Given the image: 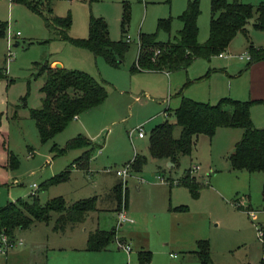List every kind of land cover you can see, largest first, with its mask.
I'll use <instances>...</instances> for the list:
<instances>
[{"label":"rangeland","instance_id":"rangeland-1","mask_svg":"<svg viewBox=\"0 0 264 264\" xmlns=\"http://www.w3.org/2000/svg\"><path fill=\"white\" fill-rule=\"evenodd\" d=\"M187 1L53 0V13L71 14L68 34L72 37L87 35L88 26L85 35L72 32L86 24L90 14L104 18L112 39L122 37L124 40L127 34L130 36L122 60L112 64L102 54H94L90 49L58 36L47 27L43 15L25 2L0 0V96H5L11 104L8 133L0 128L3 133L0 134V152L3 147L4 151L9 149V177L0 176V183L10 190V199L30 200L32 182L37 185L33 190L41 202L56 195H62L67 202L99 192L105 196L106 190L99 180L103 174L101 169L112 170L107 172L109 176L120 178L125 184L126 180L114 170L123 167L135 151L148 156L142 171L125 177L128 178V202L124 207L131 222L118 223L117 213L112 210H99L94 215L101 228L114 226L118 234L130 239L127 243L129 251L117 248V240H123L115 234V240L109 244L111 249L90 253L91 264L96 261L100 264H140L138 250L142 247L149 250V259L145 262L152 264H202L192 251L199 238L207 239L215 264H260L263 256L264 243L257 228L264 223V170L234 169L227 158L242 136V127L220 126L211 136L201 133L193 151L180 155L170 171L155 169L154 160L145 149L150 128L164 119V110L173 112L179 104L180 89L184 95L192 93L193 99L215 102L221 95L233 96L238 87L242 86L244 90L247 85L246 75L239 72L247 61L238 59L247 51V39L242 32H238L222 50L230 53L226 57L220 58L217 54L198 56L186 69L179 68L170 73L131 69L137 55L139 32H157L161 40L175 39L182 25L179 13ZM242 1L253 6L264 4V0ZM198 4L197 39L204 42L209 35L210 0H198ZM256 16L254 11L246 23L248 38L255 46H263L264 29L253 25ZM160 17L170 19L169 28H158ZM52 58H57L64 68L84 70L101 80L107 94L102 102L73 117L53 137L42 141L28 112L41 104L40 86L44 75L37 73V65L50 61L54 67ZM257 113L264 117V109H258ZM168 119H173L172 113ZM139 125L143 126L145 136L130 137L129 131ZM179 130L176 126L175 136ZM78 134L89 137L94 143L85 168L71 165L84 147L54 153L55 147L61 149L68 139ZM195 165L198 167L192 169ZM66 167H70L67 179L43 187L48 177ZM87 167L92 169L91 174ZM187 168L202 183L196 196L186 185L173 181L180 179ZM158 174L161 177H157ZM12 175L18 182L11 181ZM104 199L98 204H103ZM237 201L241 203L239 208L235 204ZM181 203L186 207L174 210L173 207ZM245 208H251L256 216ZM52 215L48 222L37 221L39 225L23 229L16 236L23 239V244L15 238L14 246L7 251L28 245L31 238L54 235L55 212ZM32 255L24 252L19 260L25 259V264H30ZM4 256L5 252L0 251V261L5 259ZM14 264H20V261Z\"/></svg>","mask_w":264,"mask_h":264},{"label":"trees","instance_id":"trees-1","mask_svg":"<svg viewBox=\"0 0 264 264\" xmlns=\"http://www.w3.org/2000/svg\"><path fill=\"white\" fill-rule=\"evenodd\" d=\"M20 1L41 13L47 27L58 36L82 45L94 54H102L112 64H118L122 60L130 40H123L122 37L112 39L102 16L90 14L87 35L72 37L68 34L72 22L71 14L68 12L60 16L53 13V0ZM210 8L209 35L204 42H199L197 39L198 0H188L184 9L179 13L182 25L175 39L161 40L157 37V32H139L137 55L131 69L166 71L186 69L195 57H210L226 49L238 32H242L247 39L246 49L251 55L247 65L264 59V50L249 40L246 29V23L254 11L257 16L253 25L264 29V4L253 6L242 0H210ZM125 16L124 13L123 21ZM169 24V18L160 17L158 19V28H169ZM124 31L123 27L122 33ZM37 66V73L44 75V81L40 86L41 104L30 108L28 113L34 120L42 141L53 137L75 115L99 104L106 97L105 84L84 70L67 69L63 66L53 67L50 61L38 63ZM260 101L264 100L239 99L224 95L215 102H209L193 99L181 92L180 102L173 109L174 118L172 120L166 118L151 127L148 137V153L155 158H168L176 165L180 155L192 152L197 135L204 133L211 136L219 126H239L243 129L242 136L235 142L233 150L228 154L231 167L244 168L249 171L264 170V126H255L250 115L251 105ZM23 103L24 101L21 104ZM176 126L180 128L177 136L174 135ZM74 147H84V150L71 162V165L85 168L94 147L89 137L82 134L71 137L61 149L55 147L54 153H62ZM147 159L146 154L136 153L128 161L130 172L142 170ZM69 171L70 167H66L48 177L43 182V187L67 179ZM177 183L186 185L193 196L198 195L202 186V183L190 173L189 168L184 170ZM126 188V183L123 184L120 179L115 181L111 188L117 209L126 206ZM262 194L264 196V183ZM31 196L30 200L18 197L0 205V234L4 233L10 240H14L17 230L29 227L37 221L48 222L53 212H55L53 229L63 231L66 226L83 221L90 211L96 209L97 205V195L71 202H67L62 195L53 196L46 202H41L36 192ZM184 207H186L184 204H180L173 208L182 209ZM259 227L262 230L261 237L264 243V223H260ZM115 234L114 227L111 229L95 228L88 233L86 249L106 248L115 240ZM192 251L202 264H215L207 239H197L196 248ZM138 257L140 264H145L147 262L145 260L149 259V250H139ZM260 264H264V253Z\"/></svg>","mask_w":264,"mask_h":264},{"label":"crops","instance_id":"crops-1","mask_svg":"<svg viewBox=\"0 0 264 264\" xmlns=\"http://www.w3.org/2000/svg\"><path fill=\"white\" fill-rule=\"evenodd\" d=\"M54 6H55V4L53 2V5H52L53 8L52 9H54ZM87 23H88V20L86 18V24L82 25V27L78 31L72 32V33L75 35H85ZM232 39H231V41H232ZM231 41L229 42V44L231 43ZM229 44H228V46H229ZM224 53L225 54H222V55L217 54V55L220 58L230 55V53L227 51ZM238 59L240 61L246 60L245 58H238ZM51 60H52L51 63L54 62L55 65L57 62H59L60 65H62L61 62L57 58H52ZM150 71H165L166 73H170V71H166V70H150ZM239 72L241 73V75H243V74L246 75L247 85L244 88V90H243L242 86L238 87L237 94H235L233 96L231 95V97L239 98V99H247V98L257 99V98H259V99L264 100V59L256 60V61L250 63L249 65H247V61H246L244 66L239 68ZM178 93H179V91H178ZM180 94H181V92H180ZM187 94L188 95H186V96H189V97L194 96L192 93H187ZM221 96H224V95H221ZM258 105H260V106H258ZM9 106H11V104L8 101V99L5 98V96H3V95L0 96V128H2V132H6V133H8V117H9L8 113L10 111ZM258 109H264V101L255 102L250 107V115H251L253 123L255 124V126L263 127L264 126V117L258 116V113H257ZM171 113H173V112H171L169 110H164V117L163 118L164 119L168 118V116H170ZM4 114H5L6 118L4 117ZM14 114H16V112H13V115ZM79 115L80 114H78V116ZM2 132H0V134H3ZM133 135L135 138H143L145 136V134L143 136H138L136 134H133ZM199 135H197L195 141L198 140ZM145 149H146V151H148V142L145 145ZM0 151H1V148H0ZM100 151H101V149L99 150V152ZM136 153L146 154L144 152L135 151L132 158L134 157V155ZM148 155H149V153H148ZM132 158H130L129 160H131ZM152 158L154 160V164L156 165L155 169H157L158 171H170V169L174 166V163L172 161H170L168 158H155V157H152ZM227 158H228V156H227ZM8 159H9V149H6V151H4V147H3V151L0 152V176H3L5 178L9 177L8 165H10V163L7 164ZM75 167L78 168L77 165H75ZM87 169L86 170L89 172V174H91L92 169H90L88 167H87ZM101 170H102L103 174H100L99 180L102 181L103 188L106 190L105 196H103L102 192H99L96 194L97 195L96 209L90 211L83 221L75 223L73 225H68V226H66V228L63 231H57L54 229L55 234L52 236L48 235L46 238L42 237V238H31V239H29L28 245L26 244L25 246H19L17 249H12L10 251H6L5 256H4L5 259L2 258L0 263H2V264H14V263H17L18 261H20V264H25V262H26L25 259H23V260H19V259H20V257L23 256L24 252H26V253H32L33 254L30 257V264H91L89 259H88L91 252H97V251L111 249V248H109V245L106 248L99 249V250L86 249V242H87L88 233L90 231L94 230L95 228H101L97 224V220H96L97 218H94L95 217L94 215H96L95 213H97L99 210H112L114 213H116V210H117V203H116V200H115V198L111 192V188H112L113 184L115 183V181L119 180L120 178H112L111 176H109V174L107 172L112 171L110 169L106 170V168L105 169L103 168ZM140 171H142V170L130 172V175L137 173V172H140ZM114 173H115V170H114ZM197 177L198 176L196 175V178ZM170 179H173V178L171 177ZM138 180L140 181V180H142V178L138 177ZM11 181L18 182L17 178L13 177V175L11 177ZM127 181H128V178L126 179V187H127L126 189H128ZM171 184H173V183H171ZM136 186H138V184H136ZM11 196L12 195L10 194V190L8 188H4L0 183V205H2L3 203H5L8 200H15L13 198L10 199ZM103 197L105 198L104 203L98 204L99 202L102 201ZM127 202H128V199H127ZM127 202H126V207H127ZM174 210H179V209H174ZM127 214H128V212H127ZM124 221L131 222V220H124ZM53 223H54V221H53ZM122 223L123 222H121L120 224H122ZM37 225H39V224H37V222H36V223L30 225L29 227H31V226L35 227ZM29 227H26V228H29ZM23 229H25V228L17 230L16 236L19 235L20 232L23 231ZM102 229H105V228L102 227ZM115 230H116V237L117 238L122 239L123 242H125V243L130 242V239H128L125 235H122V234L120 235L117 233L116 227H115ZM15 238H19L21 240L20 245L23 244V239L21 237H15ZM27 240H28V237H27ZM115 243H116V241H115ZM116 246L118 249L120 248V246H118L117 243H116ZM139 250H146V248L142 247ZM170 255H171V253H170ZM92 264H100V263L98 261H96Z\"/></svg>","mask_w":264,"mask_h":264},{"label":"built area","instance_id":"built-area-1","mask_svg":"<svg viewBox=\"0 0 264 264\" xmlns=\"http://www.w3.org/2000/svg\"><path fill=\"white\" fill-rule=\"evenodd\" d=\"M126 40H130V36L127 34L126 37H125ZM262 50H264V45L261 46ZM219 55H222V54H225L224 51H221L218 53ZM8 56H10V53H8ZM251 55L248 51H246V54L245 55H239V58H245L247 61L250 59ZM77 115H75L74 117H76ZM133 134H136L138 136H143L145 134L144 132V129H143V126L142 125H139L137 126L136 128H133L132 130L129 131V135L130 137H132ZM100 150V149H99ZM29 154H32L31 151H29ZM129 162H127L123 167L121 168H117L115 169V173L119 176H121L123 178V180H126L125 177L130 174V169H129ZM198 166L195 165V167H193L192 169L194 168H197ZM157 177H161L160 174H158ZM174 182H177V180H173ZM31 186H32V191L31 193H34L35 190L33 189H36L37 188V185L35 182H32L31 183ZM236 205H241V203L239 201L235 202ZM247 211H250L252 212L253 210L252 209H247ZM117 213V217H118V223H121L122 221L124 220H132L129 215L127 214V211L125 209V207H121L120 209H118V211L116 212ZM252 216L255 217V213L252 212ZM258 232H259V236L261 237L262 236V230L260 227L257 228ZM16 242V239L14 240H10L6 234L2 233L0 234V251L1 252H6L7 249L11 246H14ZM20 242V241H19ZM117 245L124 248L125 250L129 251L130 249V246L129 244L123 242V241H120V240H117ZM172 256H176V254L174 253H171ZM145 264H152L151 262H146Z\"/></svg>","mask_w":264,"mask_h":264},{"label":"water","instance_id":"water-1","mask_svg":"<svg viewBox=\"0 0 264 264\" xmlns=\"http://www.w3.org/2000/svg\"><path fill=\"white\" fill-rule=\"evenodd\" d=\"M56 66H60V63H59V62H57V63H56Z\"/></svg>","mask_w":264,"mask_h":264}]
</instances>
